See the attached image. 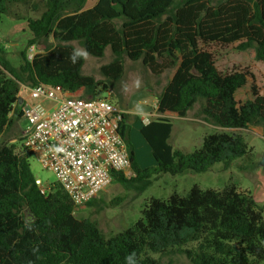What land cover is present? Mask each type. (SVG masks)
<instances>
[{"label":"trees","instance_id":"16d2710c","mask_svg":"<svg viewBox=\"0 0 264 264\" xmlns=\"http://www.w3.org/2000/svg\"><path fill=\"white\" fill-rule=\"evenodd\" d=\"M28 1L0 0V22L14 3ZM40 1L39 16L26 20L30 39L18 67L0 55V138L10 132L22 144L23 131L17 127L23 118L18 102L22 85L81 91L84 99L101 97L99 84L82 74L84 59L70 61L77 49L73 42L94 58H102L108 48L112 60L101 70L112 80L120 78L124 58L139 61L154 76L174 70L157 96L160 117L139 128L154 166H139L129 137L131 123L123 114L119 134L133 176L113 173V182L134 183L141 193L160 175L228 167L250 151L243 130L256 126L264 136V94L252 87V99L239 104L235 94L248 73H220L200 47L239 43V50L252 49L254 59L264 63V0H226L217 7L209 0H98L89 9L87 0ZM32 7L37 10L35 3ZM32 45L43 46L44 52L28 61ZM196 103L198 116L221 131L205 135L190 153L174 150L169 144L172 122L163 115L185 118ZM14 141H0V264H128L133 254L134 264H159L153 254L173 248L191 264H264V207L246 189L194 185L185 195L151 198L130 227L106 237L94 221L74 216L73 203L59 184L41 192L30 170L31 155L15 153ZM193 242L196 249H182Z\"/></svg>","mask_w":264,"mask_h":264},{"label":"rangeland","instance_id":"374dc122","mask_svg":"<svg viewBox=\"0 0 264 264\" xmlns=\"http://www.w3.org/2000/svg\"><path fill=\"white\" fill-rule=\"evenodd\" d=\"M94 0H87L86 4ZM212 7H217L226 0H209ZM35 3L37 10L32 4ZM42 11L40 0H30L27 4L14 3L1 18L0 22V55L15 68L20 63V52L27 47L30 34L26 28L28 18H36ZM76 48L82 49L76 42L72 43ZM239 43L224 45L219 43L200 44L202 50L211 54L216 69L222 74L233 72L248 73L244 87L235 94L236 101L240 104L252 99V87L259 94H264V63L254 59L252 49L239 50ZM38 54L44 52L41 45H36ZM84 59L82 74L90 76L99 84L98 91L101 97L119 106L124 114L128 115L131 123L129 137L135 151L137 162L141 168L154 166L148 145L139 133L141 124L160 117L156 112L157 96L171 79L174 70H167L159 76H154L139 61L132 62L123 59V71L118 80H112L102 73V67L112 60L107 48L102 58L88 56ZM139 81V86H137ZM103 87L106 89L103 90ZM80 96L82 92L80 91ZM19 95H24L20 92ZM199 103L187 113L185 118H179L175 114H166L172 122V132L169 144L174 150L190 153L200 147L202 137L221 131V129L209 124H202V118L198 116ZM135 117L139 119L135 121ZM29 126L28 121L22 118L17 122L19 131H24ZM246 143L250 149L248 155L240 160H235L228 167L222 164L214 165L209 171L201 174H183L171 176L164 174L151 180V185L141 193L134 189L133 184H121L111 182L100 193L91 205L74 210L77 219H89L94 221L100 231L110 237L130 227L141 216L144 205L151 198L166 199L170 194L185 195L189 189L196 185L202 190H220L227 185H234L240 189L248 190L255 202L264 207V168L259 161L264 156V137L259 135V127L251 126L243 130ZM15 140L17 154H22L21 140L14 139L10 132H5L0 141L12 143ZM24 154V153H23ZM30 170L38 185L48 189L50 185L57 183L55 175L42 168L36 157L29 159ZM197 243H188L183 250H194ZM153 258L159 264H191L186 255L173 248L164 254H153Z\"/></svg>","mask_w":264,"mask_h":264},{"label":"built area","instance_id":"2783aa9c","mask_svg":"<svg viewBox=\"0 0 264 264\" xmlns=\"http://www.w3.org/2000/svg\"><path fill=\"white\" fill-rule=\"evenodd\" d=\"M37 47L28 48L31 61ZM24 154L36 157L50 170L57 184L70 197L73 210L94 200L112 182L113 173L133 176L129 153L119 134L124 111L108 99H84L80 91L60 87L21 86ZM41 188V187H40ZM45 193L46 189L41 188Z\"/></svg>","mask_w":264,"mask_h":264},{"label":"clouds","instance_id":"9594fccd","mask_svg":"<svg viewBox=\"0 0 264 264\" xmlns=\"http://www.w3.org/2000/svg\"><path fill=\"white\" fill-rule=\"evenodd\" d=\"M88 56H89V53H88L86 50H84V49H80V48H77V49H75V50L71 53L69 59H70V61H71L73 64H75V63L77 62L78 58H85V59H87ZM137 86H139V81H137ZM133 257H134V254H133V255H130V256H128V257L126 258L127 261H128V264H134V259H133Z\"/></svg>","mask_w":264,"mask_h":264},{"label":"crops","instance_id":"0c3cea01","mask_svg":"<svg viewBox=\"0 0 264 264\" xmlns=\"http://www.w3.org/2000/svg\"><path fill=\"white\" fill-rule=\"evenodd\" d=\"M98 0H94L92 3H90L89 5L88 4H85V8L86 9H89V8H92L95 4H96V2H97ZM183 119V118H182ZM201 123L202 124H205V125H207V122H205V121H201ZM145 124V123H144ZM220 129V128H219ZM259 135H261L262 136V133L259 131ZM262 137H264V136H262ZM203 138V137H202ZM135 152V151H134Z\"/></svg>","mask_w":264,"mask_h":264},{"label":"water","instance_id":"95a60500","mask_svg":"<svg viewBox=\"0 0 264 264\" xmlns=\"http://www.w3.org/2000/svg\"><path fill=\"white\" fill-rule=\"evenodd\" d=\"M104 97H105V96H104ZM18 102H19V104L22 103V99H21L20 97L18 98ZM259 165H260L262 168H264V156H262L261 160L259 161Z\"/></svg>","mask_w":264,"mask_h":264}]
</instances>
